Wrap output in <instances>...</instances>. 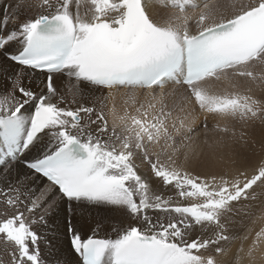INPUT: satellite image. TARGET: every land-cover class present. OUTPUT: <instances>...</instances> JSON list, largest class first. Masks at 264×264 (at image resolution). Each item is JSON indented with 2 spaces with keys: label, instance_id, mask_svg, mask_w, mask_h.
<instances>
[{
  "label": "snow or ice",
  "instance_id": "6c2138e0",
  "mask_svg": "<svg viewBox=\"0 0 264 264\" xmlns=\"http://www.w3.org/2000/svg\"><path fill=\"white\" fill-rule=\"evenodd\" d=\"M82 2L75 0L73 11L74 0H42L41 6L49 11L28 19L18 30H7L8 17L0 20V53L19 65L49 73L45 94L37 96L23 86L18 88L19 98L0 94V175L6 176L11 165L21 162L20 157L47 133L54 147L34 160L25 157L22 162L28 169L46 178L69 201L121 207L142 221L122 229L114 239L83 238L72 230L71 245L83 264H216L212 256L199 253L233 239L226 234L221 217L231 211L233 202L255 199L249 190L264 182V165L251 177L243 172L232 179L195 176L176 163L168 123L172 113L165 111L163 96L153 97L161 104L158 110L156 103L141 105L136 114L125 110L115 117L119 124L109 128L102 111L96 113L84 105L61 107L62 97L54 102L57 90L51 74H66L77 81V94L85 83L108 89H153L174 82L187 87L203 112L255 118L264 111L260 101L239 92L214 93L204 83L229 75L257 79L251 67L264 64V0H233L230 17L218 16L205 2L194 34L186 15L174 17L182 23L154 21L146 10L147 0H88L91 7L81 12ZM157 2L180 13L200 7L196 0ZM11 42L21 45L17 52L7 51ZM30 101H35L34 111L25 116L22 110ZM82 113L89 118L95 114L96 119L84 122ZM185 119L177 117L179 126L173 121L171 129L179 133ZM92 124L97 125L95 131ZM154 145L160 146L159 153L150 152ZM138 154L155 178L176 190L180 200L197 202L181 204L173 196L156 194L138 173ZM0 199L18 208L19 189L11 183L0 187ZM38 207L33 200L27 211ZM150 211L164 215L154 219ZM196 227L202 229L201 236L189 239ZM210 228L216 231L202 238ZM262 236L264 229L257 233L258 238ZM0 239L13 246L11 264H43L40 236L23 212L6 216L0 211Z\"/></svg>",
  "mask_w": 264,
  "mask_h": 264
},
{
  "label": "bare ground",
  "instance_id": "6f19581e",
  "mask_svg": "<svg viewBox=\"0 0 264 264\" xmlns=\"http://www.w3.org/2000/svg\"><path fill=\"white\" fill-rule=\"evenodd\" d=\"M5 1L7 0L0 1L2 9L4 7L3 5L7 4ZM226 1L229 0H210L207 3H209L210 7L218 16L223 15L225 17H230L233 14V0H230L231 3L229 6L226 4V7H223ZM3 2L5 3L3 4ZM245 2H248V0H245ZM72 6L73 11H75V1ZM22 7H25V9H22ZM37 7V0H10L9 12L11 14L10 16H15V20L12 24H7V30L17 29L18 24L20 25L22 22L21 17L27 16ZM90 7L91 5L88 0H83L80 5V11L83 12ZM202 7L203 4L195 10H188L185 13H179L171 8L161 7L157 0H147L146 10L150 15V18L161 24L169 20L174 24L182 23V21H176L174 17L177 15H186L190 17L188 20V27L194 34L197 31L196 20ZM217 9L219 10L217 11ZM25 11H28V14H25ZM40 14L41 13L39 12L38 15ZM20 47L21 45L19 43L11 42L7 46V51L14 53L17 52ZM17 69H20L21 75L19 77L15 76ZM251 70L258 74L257 79L253 80L249 77L229 75L219 81H206L204 86L211 92L218 94L239 92L249 95L260 101V106L264 109V98H262L264 97V79L260 78V75H264V64H255L251 67ZM65 76L67 75L61 73L53 75L54 86L57 91L56 96H53L52 100L58 102L61 96L62 98L70 97L69 100L63 98V103H61L60 106H67L75 109L81 105L92 107V100L97 97V105L103 106L105 109L109 128L112 127L114 122L119 124V121L115 120V117L119 116L121 112L124 113L125 110H129V113L131 114L133 112L135 113L136 108L143 102L158 104L157 100L160 99V96H163V101L166 100L164 98H175L171 93V89H175V86L148 90L111 89L105 91L100 88L91 87L85 83L79 85L81 91L77 94L76 85L78 82L69 77L66 78ZM20 80L23 81L24 84H21ZM10 85H17V87L23 86L38 94H45L47 92L44 86L43 74H31L29 71L23 70L7 60L0 58V94L9 96L15 94L18 98L19 96L16 92H6L10 88ZM179 88L180 92H185L184 87ZM126 91H132L133 93H127L124 95V92ZM155 91H159V93L164 91V93L163 95L140 93H153ZM104 93L108 94V99L103 98ZM153 97H156L157 100H153ZM129 99H131L130 102ZM125 100H128L127 105L121 106L120 103H123ZM134 103H136L137 106H134ZM176 108L175 111H172L171 118L173 119L182 115L181 106L179 105V107ZM29 110L30 107L24 108L22 114H28ZM82 116L84 117V122H87L89 119L94 120V118H89L86 114H82ZM193 116L195 117L194 123L185 119V127L181 128L183 131L179 132L182 136L190 135L192 131H195V129L193 130L192 125L198 124L199 117L211 119L218 118L220 115H210L205 112L202 116L197 115L196 117V113L193 114ZM237 118V121H242L239 117ZM255 119L260 122V126L253 125L250 128L249 125L247 126L250 135L248 142L245 144L238 145V143H240L239 137H236L238 138L236 141H234L235 137H233V140L231 138L228 140L225 138L224 140L222 137L224 135L221 133L219 134V132L215 131L216 129L213 127L214 132L204 130L202 132L198 131L195 135L199 134V136H204L202 133L207 132L206 135L212 140H210L211 142H214V145L206 144V146H204L201 140H198L196 147L198 149L200 148L199 159L197 158V160L183 163L176 161L177 165L181 166L191 174L201 176L205 179H210L213 176L217 178L226 176L227 178L232 179L238 176L241 172L245 173L248 177H251L256 173L259 163L264 162V111H261ZM176 122L177 126H179V122ZM236 125L237 123L233 126ZM230 126H232V124H230ZM90 127L92 131H95L97 125L92 124ZM189 128L192 130H190L191 132L188 131ZM117 131H119V128H117ZM51 147H54V145L50 144V136L47 133L42 134L41 139L36 145L24 153V157L28 160H34L44 154ZM159 147V145H154L151 149L155 148L154 153H159ZM176 156L177 159H179V154ZM182 156H184V152ZM182 156L181 158H183ZM135 162L139 165L138 173L148 180L151 189L156 194L173 196L174 199L179 200L181 204L197 202L192 200H180L179 197L176 196V190L174 188L171 186L165 187L159 179L150 174L147 167L148 163L144 162L139 154L136 156ZM241 179L243 180V177H241ZM8 183H11L13 188L19 189L21 203L18 208H10L2 202V199H0V211L6 216L14 215L17 211L24 213L26 222H29L32 229L40 236L38 247L41 252L43 264H79L78 259H76L71 252L70 242L68 240V236L69 234H72V230L80 233L83 238H86L93 233H99L97 237L114 239L122 229L127 228L128 226L142 224V221L133 218L121 207H114L106 204H93L86 201H65L58 195V193H56L55 189H53L50 184L44 183L37 177L32 176L28 171L24 170L16 163L11 165L6 176L0 175V187L6 188ZM13 195H15V193H13ZM253 195L255 196V199L233 202L231 205V211L224 213L221 217V222L228 225L226 227L230 228L227 230L226 234L233 237V239H230L229 241H221L219 245H211L207 249H202L199 253L200 255L204 257L212 256L215 259L216 264H264V236L260 238L257 237V233L264 229V182H258L257 185L249 190V196ZM33 200L36 201L39 207L33 212H28L27 208L31 206ZM149 215L155 219L164 214L158 211H150ZM41 217H43V221L40 220ZM65 218H68L69 223L71 224L72 230L70 232L67 230V220ZM214 231H216L215 228H210L208 232L203 233L202 238H208ZM201 234L202 229L196 227L192 230L189 239H195L197 236H201ZM245 237L247 238L245 239ZM216 247L222 248L223 251L217 253L215 251ZM12 248L13 246L11 244L5 245L3 239H0V260H2V264H11L12 257L10 253Z\"/></svg>",
  "mask_w": 264,
  "mask_h": 264
},
{
  "label": "rangeland",
  "instance_id": "374dc122",
  "mask_svg": "<svg viewBox=\"0 0 264 264\" xmlns=\"http://www.w3.org/2000/svg\"><path fill=\"white\" fill-rule=\"evenodd\" d=\"M0 1H3V0H0ZM35 1V0H34ZM41 1L42 0H37V4H38V7L33 11V12H31L30 14H28V11H25L24 13L25 14H28L27 16H22L21 18V20H22V22L20 23V25L22 24V23H24V22H26L28 19H35L36 17H37V15L39 14V12L42 14V12H41V10H42V8H43V10L45 9L44 7H42L41 6ZM5 2H7V4L9 5L10 4V0H7V1H5ZM5 2H3V4L5 3ZM231 3V1L229 0V1H226V3H224V6L223 7H226L225 5L226 4H228V6H229V4ZM7 4H5V5H3V6H6ZM1 5L2 4H0V12L2 13L3 11H4V7H3V9L1 8ZM40 6H41V8H40ZM73 7V6H72ZM22 9H25V7H22ZM0 13V14H1ZM8 14H9V9H6L5 8V11L3 12V14H1L0 15V19L2 18V19H4L5 17H8ZM40 14V15H41ZM11 17L12 16H10V18H9V24H12L13 22H14V20L15 19H13V20H11ZM19 24H18V28H17V30L19 29V26H20ZM196 26V25H195ZM196 28H197V26H196ZM19 73V75H17ZM21 74H20V69H17L16 70V73H15V76L16 77H19ZM20 82H21V80H20ZM15 90V85H10V88L6 91V92H13V91ZM185 92H180V88L179 87H176L175 89H171V93H172V95H174V97L175 98H164V99H166V100H164L163 101V105L165 106V111H170L171 113H172V111L174 110L175 111V109H177L176 107H179V105L181 106V114L182 115H179V116H177V117H180V118H185L186 117V120H189V121H191V122H195L194 121V119H195V117L193 116V114H195L196 113V117H197V115L198 116H202L205 112H203V111H199L198 112V114H197V111L195 110V108L192 106V104L195 106V107H198V106H196L195 105V103L191 100V102H192V104L191 103H189V101H188V99H187V93H186V90H184ZM249 92V91H248ZM127 93H133L132 91H130V92H124V95L125 94H127ZM140 93H143V94H150V95H159V94H162L163 95V93H159V91L157 92V91H155V92H149V93H147V92H140ZM61 96V95H60ZM62 97V96H61ZM161 97V96H160ZM63 98H66L67 100H69V98L70 97H63ZM96 98L97 97H95L94 98V100H92V103H91V105H92V107L95 109V111L96 112H103L104 114H105V116H107L106 115V112H105V109L103 108V106H99V105H97V103H96ZM103 98H106V99H108V94H106V93H104L103 94ZM151 98V97H150ZM262 98H264V97H262ZM130 100L131 99H129V102H130ZM112 101H113V99H112ZM127 103H128V100H125L123 103H120L121 104V106H125V105H127ZM148 104H150L149 102H143L141 105H144L145 107H147L148 106ZM141 105H139L138 107H140ZM134 106H137V104L136 103H134ZM105 107V106H104ZM120 107V106H119ZM137 107V108H138ZM161 107V104L160 103H158V104H156V109L158 110L159 108ZM199 108V107H198ZM123 110V109H122ZM128 112H129V110H128ZM83 114V113H82ZM124 113H120L119 115H123ZM131 114H136V111H135V113L133 112V113H131ZM210 115H213V114H210ZM176 117V118H177ZM224 117V118H223ZM93 118H94V116H93ZM221 118V119H220ZM95 119V118H94ZM170 119H173V118H169V121H168V123H169V127H170V131H172L173 133V137H174V139H175V144L173 145V147L175 148V149H177V151H176V155H178L179 154V159H177V156L176 157H174L175 159H176V161L178 162L179 161V163H183V162H190V161H193V160H197V158L199 159V157H200V152H199V150H200V148L198 149L197 147H196V144H197V142H198V140H201V142L203 143V145L204 146H206V144L208 145V144H211V145H214V142H211L212 140L206 135L207 134V132L205 133V132H203L202 133V135H204V136H199V134L198 135H195L198 131H211V132H214V130H213V128L214 129H216L215 131H217V132H219V134L221 133L222 135H224V136H222L223 137V139L225 140V138H226V140H228V139H232L233 140V137H235V139H234V141H236L238 138H236V137H239L240 138V143H238V145H240V144H245V143H247L248 142V139H249V135H250V133H249V128L251 127V126H253V125H259V121L258 120H256L255 118H249V119H246V120H242V121H237L238 120V118L236 117V118H234L233 119V117H228V119H227V117H225V116H218V118L216 117V118H211V119H207V118H200L199 117V120H198V124H195V125H192V128H193V130L195 129V131H189V132H191V134L190 135H183L182 136V134H179V133H176L175 131H173L172 129H171V124H172V122L173 121H176V119H173V120H170ZM200 119H201V121H200ZM202 119L203 120H205V121H202ZM207 120V121H206ZM213 120V121H212ZM210 121V122H209ZM215 121V122H214ZM232 121V122H231ZM237 121V122H236ZM200 122V123H199ZM218 124H217V123ZM220 122H221V124H220ZM177 123V122H176ZM235 123H237V125L236 126H233V125H235ZM209 126H208V125ZM230 124H232V126H230ZM207 125V126H206ZM213 125V126H212ZM249 125V128L247 127ZM260 126V125H259ZM213 127V128H212ZM221 127V128H220ZM218 128V129H217ZM223 128H227V132H224V131H221V129H223ZM206 129V130H205ZM212 129V130H211ZM180 131H183V129H181ZM210 133V132H209ZM193 134V135H192ZM180 135V136H179ZM178 137V138H177ZM185 137V138H184ZM206 137H208V138H206ZM202 138V139H201ZM196 141H195V140ZM192 140H193V142H192ZM211 140V141H210ZM183 141V142H182ZM190 141V142H189ZM195 142V143H194ZM189 146V147H188ZM159 149H160V147H159ZM185 149V150H184ZM160 151V150H159ZM171 151H172V148H169L168 149V152L169 153H171ZM150 152H152V153H154L155 152V148L154 149H150ZM183 152H184V156H182L183 155ZM181 153V154H180ZM187 155H186V154ZM192 153V154H191ZM181 156L183 157V158H181ZM186 158V159H185ZM183 159V160H182ZM262 165H264V162H260L259 163V166H258V168L260 167V166H262ZM147 167H148V171L150 172V174H152V172H151V169H150V165L148 164L147 165ZM258 168H257V170H258ZM153 175V174H152ZM71 205V204H70ZM66 220H67V225H68V223H69V219L68 218H65ZM71 225V224H70ZM226 226H228V225H226ZM227 228V230H229L230 228L229 227H226ZM92 235V234H91Z\"/></svg>",
  "mask_w": 264,
  "mask_h": 264
}]
</instances>
